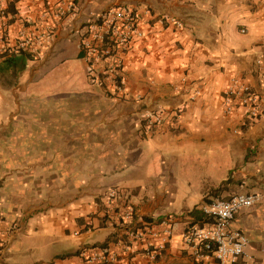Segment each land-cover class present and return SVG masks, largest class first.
Listing matches in <instances>:
<instances>
[{"label":"crops","instance_id":"obj_1","mask_svg":"<svg viewBox=\"0 0 264 264\" xmlns=\"http://www.w3.org/2000/svg\"><path fill=\"white\" fill-rule=\"evenodd\" d=\"M3 1L14 40L61 0ZM119 5L138 10L145 32L125 56V98L90 74L81 50L93 16ZM55 25L39 58L0 56V264H217L184 241L191 212L249 193L262 200L231 228L264 264V114L246 126L244 108L224 109L239 75L264 100V0H78ZM145 112L164 123L149 126ZM114 187L158 229L170 222L157 259L144 248L159 238L132 239L103 202ZM94 252L109 259L91 262Z\"/></svg>","mask_w":264,"mask_h":264},{"label":"built area","instance_id":"obj_2","mask_svg":"<svg viewBox=\"0 0 264 264\" xmlns=\"http://www.w3.org/2000/svg\"><path fill=\"white\" fill-rule=\"evenodd\" d=\"M77 2L78 0H61L55 8L45 10L37 22H22L13 40L11 27L14 16L4 1L0 0V56L8 57L15 51H23L34 59L44 55L55 37V24L71 16L77 9ZM172 21L182 26L181 22L174 19ZM144 36L138 10L127 5L113 6L94 15L84 28L81 50L89 63L90 74L103 82L115 97L125 98V56L132 48L133 41ZM257 63L261 68L263 59H259ZM199 94L200 90L195 89L194 95ZM142 98L138 95L136 99ZM263 101L262 95L241 75L235 76L224 92L225 111L232 113L236 108H244L246 125L263 116ZM143 120L149 126H159L164 123L165 116L160 112H145ZM261 200L262 194L249 193L205 204L202 210L210 220L202 225L190 226L184 234V241L196 248L198 257L212 256L217 264H255L247 256L249 238L241 231L233 230L231 222L239 211L252 207ZM103 202L109 210L118 209L115 213L118 222L132 239L142 240L147 234L159 238L157 244L147 243L144 251L151 259H157L161 255L173 236V228L168 220H164L162 229H158L152 219L139 217L130 199L115 187L103 195ZM4 235L0 206V254L5 246ZM108 259L105 252H94L90 257L91 262H106Z\"/></svg>","mask_w":264,"mask_h":264},{"label":"trees","instance_id":"obj_3","mask_svg":"<svg viewBox=\"0 0 264 264\" xmlns=\"http://www.w3.org/2000/svg\"><path fill=\"white\" fill-rule=\"evenodd\" d=\"M16 53H17V51L13 52L12 56H14ZM19 53L24 54V55L27 54V53H25V52H23V51H22V52H19ZM27 55H28L29 57H31L29 54H27ZM27 55H26V56H27ZM29 57H28V58H29ZM8 59H9V57H8ZM13 59H14V58H13ZM13 59H10V60L12 61ZM246 126H248V124H247ZM191 215H192V217H193V219H194V220L191 222V225H195V224H197V223L204 224L205 222H207V221L210 220V218L204 213L203 210L194 209V210L191 212ZM146 219H151V218H146ZM197 221H200V222H197ZM101 247L104 248L105 250H107V244H103Z\"/></svg>","mask_w":264,"mask_h":264},{"label":"rangeland","instance_id":"obj_4","mask_svg":"<svg viewBox=\"0 0 264 264\" xmlns=\"http://www.w3.org/2000/svg\"><path fill=\"white\" fill-rule=\"evenodd\" d=\"M59 69L55 70V72H58ZM46 87V86H45Z\"/></svg>","mask_w":264,"mask_h":264}]
</instances>
